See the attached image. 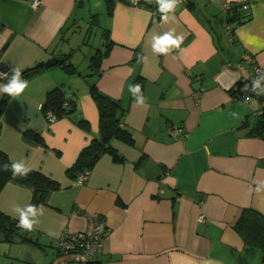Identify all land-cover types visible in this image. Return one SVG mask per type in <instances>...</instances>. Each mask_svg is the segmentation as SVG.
Segmentation results:
<instances>
[{
    "label": "crops",
    "instance_id": "obj_1",
    "mask_svg": "<svg viewBox=\"0 0 264 264\" xmlns=\"http://www.w3.org/2000/svg\"><path fill=\"white\" fill-rule=\"evenodd\" d=\"M34 1L0 0V71L8 77L53 59L72 64L73 49L62 46L91 3L38 0L34 7ZM225 3L249 4L248 20L230 25L232 41L223 27ZM97 6L106 24L97 68L36 75L1 117L0 150L10 162L61 186L31 217L41 260L66 264L58 238L86 231L95 214L109 230L95 264H264V253L233 228L245 208L264 215V139L250 136L245 123L264 101L255 94L239 101L230 92L240 79L253 88L247 58L264 70V0H187L167 23L157 0H97ZM171 30L184 37L180 48L155 54L152 37ZM137 79L142 104L130 90ZM93 84L126 110L123 124L133 143L113 140L117 159L104 154L77 185L66 170L99 136ZM55 88L73 99L75 112L49 122L41 104ZM31 198L29 188L9 182L0 192V212L19 222L16 207L25 211Z\"/></svg>",
    "mask_w": 264,
    "mask_h": 264
},
{
    "label": "trees",
    "instance_id": "obj_2",
    "mask_svg": "<svg viewBox=\"0 0 264 264\" xmlns=\"http://www.w3.org/2000/svg\"><path fill=\"white\" fill-rule=\"evenodd\" d=\"M146 1L147 0H139V2L142 4H145ZM243 4L245 3L233 4L231 6V12H229L227 16L223 14L226 24L232 32L233 28L230 26L232 23L241 24L242 22L248 20V14L241 11ZM106 5L107 15L109 16L112 12L113 5L110 1H107ZM230 41H232V39ZM97 54L98 56L93 61L92 66H90L91 73L97 68L102 52L98 51ZM68 61L69 59H67V57L53 59L46 64L37 65L33 68L21 71L20 78L21 80H26L28 82L36 75L55 68H61L68 74L77 73V69L72 64L68 63ZM249 64L252 67L255 81L256 77L253 68L255 65L253 64L252 60ZM259 70L264 73V70ZM13 76H7L5 79H3L5 85L10 83ZM240 81L241 79L236 84H238ZM137 84L141 86L140 92H132L133 97H138L142 90L141 79H137L132 85V88H135ZM260 85L264 86V83ZM258 89L259 88H257V92L255 91V95H258L262 100V97L260 94H258ZM90 95L98 111L99 136L98 138L92 140L91 143L80 152L74 164L66 170V174L72 178H76L83 172H90L95 163L104 154H111L115 159H117L115 151L111 148V142L113 140H118L129 145H132L133 143L130 132L123 124L126 110L118 102L109 99L97 91L94 84L90 86ZM11 97L12 96H9L6 93H2L0 96V129L2 114ZM248 99H250V97ZM259 111L261 112L260 115H254V113H252V120L245 123L247 124L250 122V136L261 137L264 139V107H262ZM41 112L43 113L44 117L46 116L47 112H51L53 114L54 120H56L72 115L75 112V104L73 99L67 98L60 88H55L47 92L45 99L41 104ZM25 135L28 138H32L34 140L40 139L38 135L31 132H27ZM5 164L11 166L13 163H11L6 154L0 150V192L9 182H14L21 186H25L32 192V198L29 205H34L35 208L38 206H46L48 195L52 192L60 190L61 188L58 182L48 176H45L39 171L31 170L26 177L13 176L10 167L8 170H4L3 166ZM17 225L18 221L11 219L7 215L0 212V242L8 244L29 243L33 246H36L37 248L39 247L42 249V245L39 244L36 239H34L33 231H27L25 229L19 228ZM233 228L245 245L257 248L262 253H264V215L253 208H245L241 211L240 216ZM91 264L95 263L92 262Z\"/></svg>",
    "mask_w": 264,
    "mask_h": 264
},
{
    "label": "built area",
    "instance_id": "obj_3",
    "mask_svg": "<svg viewBox=\"0 0 264 264\" xmlns=\"http://www.w3.org/2000/svg\"><path fill=\"white\" fill-rule=\"evenodd\" d=\"M187 0H180L177 4H186ZM38 5V0H35L33 6ZM249 4H243L241 11L248 12ZM222 12L225 16L231 12V4L225 3L222 6ZM223 27L225 29L227 38L232 39L233 32L227 26L226 20L224 18ZM247 62L251 63V60L247 58ZM254 74L256 79H260V84L264 83V73H262L256 66H253ZM0 73L6 74V76H0L3 80L8 76L7 71H0ZM247 85V88L245 86ZM252 86L249 82L241 79V81L234 85L232 88V96L234 99L239 101H247L249 97L253 96L255 92L252 90ZM258 93L264 100V86L260 85ZM196 99L199 98V94L196 93ZM260 111L255 112L254 115H260ZM45 118L47 121L52 122L54 120L53 114L47 112ZM179 131V130H178ZM89 172H83L79 174L75 181L77 185H82L87 179ZM108 228L106 226L105 220L99 215L88 216V227L84 232L77 233H65L62 234L57 240V247L60 253L66 258V264H91L94 255L98 254L102 250L103 239L108 235Z\"/></svg>",
    "mask_w": 264,
    "mask_h": 264
},
{
    "label": "rangeland",
    "instance_id": "obj_4",
    "mask_svg": "<svg viewBox=\"0 0 264 264\" xmlns=\"http://www.w3.org/2000/svg\"><path fill=\"white\" fill-rule=\"evenodd\" d=\"M75 26L67 34L62 50L67 52L72 48V65L77 71L88 73L98 56V50L102 48V32L106 28L104 12L99 10L97 0H91L90 5L87 4L81 9ZM19 248H27L29 251L21 253ZM42 254L44 255L35 246L0 242V264H45L42 261L45 256Z\"/></svg>",
    "mask_w": 264,
    "mask_h": 264
},
{
    "label": "clouds",
    "instance_id": "obj_5",
    "mask_svg": "<svg viewBox=\"0 0 264 264\" xmlns=\"http://www.w3.org/2000/svg\"><path fill=\"white\" fill-rule=\"evenodd\" d=\"M135 2V0H134ZM180 0H157V4L159 6L158 11L162 13L161 16L162 21L167 23L170 19L169 13H174L177 4ZM174 19V17H172ZM175 37V38H174ZM183 36H176L174 34V30L165 32L163 35H157L152 37V50L155 54L158 55H168L173 49H179L180 45L183 43ZM15 74L10 81L9 84L0 87V92L6 93L9 96L15 97L19 96L25 88L28 86V82L26 80H21L20 78V69L16 68ZM0 76H6L4 73H0ZM260 87V79H256L253 84V91ZM141 86L137 84L135 88H131L130 90L133 93H139ZM247 88V85L245 86ZM259 94V93H258ZM144 98L142 96L137 98V103H143ZM9 167L12 170L13 176H22L26 177L31 169L22 168L20 164H12L11 166L5 164L3 166L4 170H8ZM257 192L260 191V187L258 186L256 189ZM16 211L20 213L18 227L25 229L27 231L33 230V224L37 223L32 220L31 217L35 216L36 208L34 205H29L25 211H21L19 207H16Z\"/></svg>",
    "mask_w": 264,
    "mask_h": 264
}]
</instances>
